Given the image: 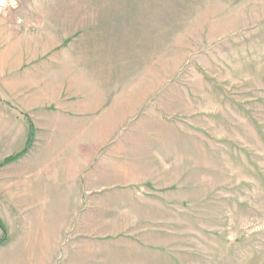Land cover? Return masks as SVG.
<instances>
[{
    "label": "rangeland",
    "instance_id": "obj_1",
    "mask_svg": "<svg viewBox=\"0 0 264 264\" xmlns=\"http://www.w3.org/2000/svg\"><path fill=\"white\" fill-rule=\"evenodd\" d=\"M11 1L36 35L79 30L124 87L139 183L165 203L140 264H264V0Z\"/></svg>",
    "mask_w": 264,
    "mask_h": 264
},
{
    "label": "crops",
    "instance_id": "obj_2",
    "mask_svg": "<svg viewBox=\"0 0 264 264\" xmlns=\"http://www.w3.org/2000/svg\"><path fill=\"white\" fill-rule=\"evenodd\" d=\"M34 22L0 19V264H140L150 250L140 231L165 203L139 183L146 168L135 134L122 132L124 87L73 50L79 30L59 50L68 37L36 35ZM31 134L27 152L3 164Z\"/></svg>",
    "mask_w": 264,
    "mask_h": 264
},
{
    "label": "trees",
    "instance_id": "obj_3",
    "mask_svg": "<svg viewBox=\"0 0 264 264\" xmlns=\"http://www.w3.org/2000/svg\"><path fill=\"white\" fill-rule=\"evenodd\" d=\"M32 141H33V135L31 134L30 137H29V140H28V142L26 144V147L24 148V150L21 153L15 155V156H12V157H9V158L5 159L4 162H3V164L11 163V162L17 160L23 154H25L27 152L28 148L31 146ZM0 227H1L2 232H3V236H5V233H6L5 228L3 226H1V225H0ZM3 242H4V237H2V239H0V245Z\"/></svg>",
    "mask_w": 264,
    "mask_h": 264
},
{
    "label": "built area",
    "instance_id": "obj_4",
    "mask_svg": "<svg viewBox=\"0 0 264 264\" xmlns=\"http://www.w3.org/2000/svg\"><path fill=\"white\" fill-rule=\"evenodd\" d=\"M9 6H10L9 0H0V19ZM17 22L20 23L21 21L18 20Z\"/></svg>",
    "mask_w": 264,
    "mask_h": 264
}]
</instances>
